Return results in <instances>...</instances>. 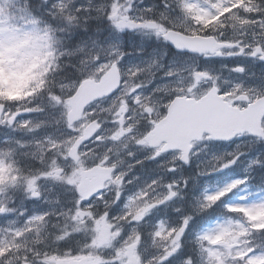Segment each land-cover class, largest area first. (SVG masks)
<instances>
[{
  "label": "flooded vegetation",
  "instance_id": "af4514ba",
  "mask_svg": "<svg viewBox=\"0 0 264 264\" xmlns=\"http://www.w3.org/2000/svg\"><path fill=\"white\" fill-rule=\"evenodd\" d=\"M164 45H166L164 43ZM256 51H258V46L255 45L247 50H239L238 57H234L230 52H228L224 57V79H223V95L226 101L240 109L245 108L250 102L256 100L257 98L264 95V63L255 56ZM168 50L165 47V55ZM172 55V52L169 53V56ZM174 56L182 57L183 55H177L174 53ZM215 55L205 56L201 59L192 57L194 63H204L205 60L213 62ZM208 67H211L212 64H208ZM214 71V69H210ZM213 86V84H211ZM192 89H188L187 92L183 93L188 97H192ZM130 94V92H129ZM182 94V93H181ZM176 96H168L166 91L162 93L156 92L151 95L149 98L140 100L137 102H132L131 107H136L138 112L136 115V121L138 122L136 127L135 138H128L121 142H115L112 145V152L110 153L113 163L106 164L101 162L95 165H92V161L95 159L91 154L88 157L82 156L78 152L77 162H71L68 158V151L72 147V143L75 140L74 138L65 139L70 134L66 129H71L72 126L68 125L66 122L63 125L59 124L58 127H52L49 136V143L40 147L41 145H36V143H29L26 147H22L18 158L16 157L15 163L21 168L25 173V179L23 183L29 186V190L37 191L41 195L39 197V204L43 209H66L71 211L77 206L81 205V202H76L74 198L72 201L71 195L75 193L76 185L80 181L81 171L88 169L93 166H103V167H114L116 169L115 173L110 182L105 184V190L108 189V194L103 197V200L91 201L92 204L90 208L92 210H107L111 209V214L114 215L113 210L116 208V203L114 200V195L116 194V186H121L123 180L128 177H131L133 174H136L140 171V168L145 164L143 161L144 152L147 150L148 146H143L144 150L139 147V144L135 141L139 140V136L146 132L156 120L152 116H146L144 112H149L150 107H158L160 116L164 115L166 108L169 102ZM58 106L60 110L65 113L67 109V104L65 100H58ZM22 109V102H15L12 108ZM25 112L29 111L27 107L24 108ZM19 110V111H24ZM100 120L99 118H95ZM264 127V126H263ZM84 129V128H83ZM81 129V132L83 131ZM105 128L103 127L102 131ZM143 142V141H142ZM91 146V145H89ZM42 149H47L48 151L40 155ZM131 152L132 155H128ZM108 158L105 157V160ZM91 165V166H90ZM57 167L58 169H55ZM38 170L46 171V176H36ZM132 179L131 181H133ZM115 185V187H110ZM114 189V190H113ZM50 196V197H49ZM116 199V196H115ZM50 200V202H45ZM11 207L15 209H26L35 207L31 200L23 192L18 193L15 199L11 202ZM83 218V217H82ZM86 218V217H85ZM83 218V220H85ZM117 220H113L111 223L108 221L107 224L101 222L100 226H95L92 229L97 235V241L99 245L102 241H111L114 235L117 233L116 226ZM4 237L9 238H18V232L22 231V223L15 218L10 219L8 222L4 223L3 227ZM104 238V239H103Z\"/></svg>",
  "mask_w": 264,
  "mask_h": 264
},
{
  "label": "rangeland",
  "instance_id": "374dc122",
  "mask_svg": "<svg viewBox=\"0 0 264 264\" xmlns=\"http://www.w3.org/2000/svg\"><path fill=\"white\" fill-rule=\"evenodd\" d=\"M64 1L65 0H58L57 7L63 8V5L64 7H66V3ZM167 3L168 2L166 3L164 2V4H167ZM80 4L84 8V10H86L87 12H89V10H96L98 8H102L103 10H107V9L111 10L110 16H113L118 8V5H116L115 1L104 4V5H97V4H93L91 0H82ZM235 4L236 5L240 4L239 0H190L187 4L189 7H192L193 5L198 6L196 10L197 19L193 20L191 17L184 15L183 17H179V18L176 17L174 19H170L169 21L172 25H176L177 27L185 30V32L197 33L196 29L198 26H201L204 23H206L210 17H215L217 14L221 13L222 11L229 10ZM163 12L164 11H160L161 16ZM116 22L117 24H119L118 20H116ZM222 28L223 27H221L220 29ZM255 28L257 30L256 29L253 30V36L256 39H258L260 38L259 37L260 33H263L264 35V22H261L255 25ZM233 29L235 31L233 34L234 38L236 36L238 37H242L243 35L247 36L250 33L249 32L248 34H246L247 28L243 26L238 29L237 28H233ZM31 35H32L31 29H25V30L19 31V30H15L11 28L8 25L0 24V82H5V85L8 88L11 85L10 68L9 66L4 64V58L6 57L7 53L12 52L10 51L12 50V48L10 47H12L13 45L19 42H25V40H27L26 43L33 42L34 38H32ZM198 35L202 36L201 33H198ZM85 42L86 43L83 44L82 46L81 44L77 45L74 49H72L69 52H71V55H76L88 49L89 51L94 53L91 59H87L85 61V64H86V67L89 73L93 74V73H98V72L103 71L105 68H107L112 58H106L102 61L97 60V62H94L95 56L97 54L107 53V52H109L110 56H112V50H114L115 48V46L113 45H116L115 42L110 41L111 43L107 42V43H104L103 45H98L97 40H94V39L92 40L89 39L88 41L86 40ZM262 44L264 45V43ZM69 52H66V53L68 54ZM22 55L24 57L32 56V55L35 56L37 55V52L32 47L26 46L24 47V49H22ZM165 65L166 64L164 63V60H160L159 58H154V59L150 57L130 58V59H127L125 62H123L122 70L124 72L126 81L129 83V85L133 86L135 85V83L133 82L132 72H136L137 74L139 72H142V74H145L144 75L145 77L153 78L155 75V72H157L159 69H163V66ZM192 66H193V63L189 59L172 60L170 62V68L168 69V72L171 73V75H174V73L179 74L183 70V73H185V72L191 71ZM166 68H168V65H166ZM205 69H199V71H197L199 80L203 82L200 83L199 90L196 91L194 94H197V93L201 94L203 92L202 88L206 84L207 80L210 78L212 74L209 67ZM183 73H182V77L179 75L177 76L174 75L172 80L167 81L168 91H173L176 89L180 90V87H181V90H188L190 88L187 84H184L188 82V80L185 77L188 75H192L195 77L196 73L192 72L186 76H183ZM201 74H204V76L202 77ZM213 78L217 79L218 75L213 74ZM163 79L164 78H158L157 80L161 81ZM132 114L133 113L129 114L128 116L132 117ZM153 114H157V111L154 110ZM240 148L241 146H235L232 150H239ZM227 163H229V161ZM251 165L249 166L246 165L247 171H249ZM236 167L239 170L241 169L239 171L240 173H237V174H243L246 172L245 170H243L244 166L238 164L236 165ZM230 168H231L230 164H226L224 165L223 171H228L230 170ZM216 192H217L216 190H210L208 193H206L205 198L207 199L208 197H211L213 195L212 193L215 194ZM198 196L199 194H197V197ZM194 204H198L197 199ZM245 206L250 213H254L255 211L262 209V208L264 209V197L259 200L253 201L249 204H246ZM234 223L236 222L229 220V219L228 220L227 219H214L212 224L205 227L198 237L201 239L206 237L208 241L211 240L213 242V239H215L216 237L220 236L221 234L225 232H228L231 229V227H235L236 230H238L240 226L235 225ZM234 241L235 240L230 239L226 244L220 245V247L223 250H231V249L236 250V242ZM208 253L211 257H214V258L220 257V252L218 248L217 249L211 248L208 250ZM143 254H144L145 259H143L142 257L134 258L133 253H125V256H126L125 264H142V262H146L147 260L151 261L152 257L154 259L155 258L154 256L157 255L158 253H153V256H151L150 253H146V252ZM167 254L168 252L160 253V258L163 259L165 256L167 257ZM249 258L251 259V261H256V262L261 259V257L258 255H252V256H249ZM67 261H68L67 264H70V262L72 264L79 263L76 260H71V261L67 260Z\"/></svg>",
  "mask_w": 264,
  "mask_h": 264
},
{
  "label": "trees",
  "instance_id": "16d2710c",
  "mask_svg": "<svg viewBox=\"0 0 264 264\" xmlns=\"http://www.w3.org/2000/svg\"><path fill=\"white\" fill-rule=\"evenodd\" d=\"M50 0H0V22H8L14 24L16 28H24L28 23L37 25L39 33V41L36 45L45 55L46 59L41 56L37 59V64L34 60L29 63L25 59L19 60L15 57L10 64L16 65L19 73L13 80L15 87L22 90H30L35 84L41 85V89L47 90L50 87V80L54 78V74L65 77L64 63L62 61H51L58 59V53L62 49L63 42L52 31L53 25L56 23L53 16L45 13V8L49 6ZM46 31L45 34L42 32ZM66 74H68L66 72ZM28 79H31L29 82ZM256 227L250 225L248 228L253 229L264 238V223ZM264 243V239L260 240ZM264 246V244H263Z\"/></svg>",
  "mask_w": 264,
  "mask_h": 264
},
{
  "label": "water",
  "instance_id": "95a60500",
  "mask_svg": "<svg viewBox=\"0 0 264 264\" xmlns=\"http://www.w3.org/2000/svg\"><path fill=\"white\" fill-rule=\"evenodd\" d=\"M165 38L169 42L171 40L175 46H183L179 50H184L186 46H191L194 50L205 49V46L202 45L203 41L197 38H192V43L186 42V44L176 43L170 35ZM208 49L209 47H207ZM236 116H238L236 112L226 108L219 100L215 102L214 108L207 107V99H205L194 106L191 112L177 118L169 117L165 121L167 130L171 132V136L166 140L172 141L181 138V143L176 145L178 148H183L193 139L198 140L203 133H211L212 138L215 140L229 141L234 135L249 130L242 127L243 124L240 121L235 122L237 120ZM73 118H75V115ZM176 146L172 145L171 148H177Z\"/></svg>",
  "mask_w": 264,
  "mask_h": 264
},
{
  "label": "clouds",
  "instance_id": "9594fccd",
  "mask_svg": "<svg viewBox=\"0 0 264 264\" xmlns=\"http://www.w3.org/2000/svg\"><path fill=\"white\" fill-rule=\"evenodd\" d=\"M137 75L138 74L136 72H132L133 79H136ZM164 75L167 76L168 74L165 73ZM118 109H119V105L117 104L112 109V112L115 113L118 111ZM94 112H95V109L93 108L86 109L85 113H86L87 118L84 120L76 121L72 125L71 129H66V131L69 132L70 135L68 137H65V139H69V138L80 139V137L83 135V133L81 132V129L85 128L86 124L88 126L95 125L97 132L93 133L92 136H86L84 137V139L80 140V144L77 146V151L84 157H88L89 154L95 157V159L92 161V165L101 163L102 161L105 162L106 164H111L113 163V161H112V157L110 153L112 152L113 141L111 140V137H105L104 139L100 138L101 135H103V131H102L103 123L98 122L97 119H93ZM135 143L138 144L139 141L137 140L135 141ZM128 155H132V153L129 152ZM105 157H107L108 159L105 160ZM110 187H115V185H112ZM107 194H108V190H101L99 193H94L93 196L96 199L103 200V197L106 196ZM74 198L76 200H79V195L75 194ZM88 199L91 200L92 197H89ZM114 200L116 203H119V201L115 199V195H114ZM81 205L84 206L85 202L81 201ZM101 216L108 219L110 223L116 219V217L112 215L110 212L100 211L98 213H94L93 217L89 218V221H88L89 227H92V224H91L92 219H99ZM126 218H127L126 212L119 214V220H124ZM117 223H119V221H117ZM116 231H119V228H117ZM85 243L90 244L91 240L89 239L85 241ZM146 264H151V261H147Z\"/></svg>",
  "mask_w": 264,
  "mask_h": 264
}]
</instances>
